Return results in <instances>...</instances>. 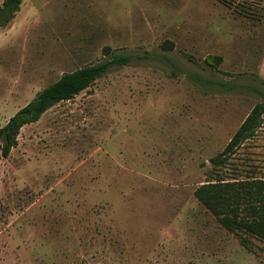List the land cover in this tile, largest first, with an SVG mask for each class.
Returning a JSON list of instances; mask_svg holds the SVG:
<instances>
[{"label":"rangeland","instance_id":"374dc122","mask_svg":"<svg viewBox=\"0 0 264 264\" xmlns=\"http://www.w3.org/2000/svg\"><path fill=\"white\" fill-rule=\"evenodd\" d=\"M105 47L130 62L0 149V264H264L194 194L264 179V123L210 163L264 102V0H23L0 29V128Z\"/></svg>","mask_w":264,"mask_h":264},{"label":"trees","instance_id":"16d2710c","mask_svg":"<svg viewBox=\"0 0 264 264\" xmlns=\"http://www.w3.org/2000/svg\"><path fill=\"white\" fill-rule=\"evenodd\" d=\"M23 0H3L0 5V29L6 27L21 8ZM170 48L173 43H167ZM104 61L86 65L73 72L64 73L56 82L40 91L37 96L20 108L0 128V149L7 158L18 144L21 129L39 118L56 104L72 99L75 95L92 86L109 69L116 65H126L130 56L111 53L105 47ZM205 64L219 69L222 58L209 54ZM264 123V102H258L249 112L240 127L234 133L226 147L210 158L213 167L225 164L239 147L253 138ZM195 197L209 210L219 223L234 234L243 246H248V236L264 241V179H243L229 181L220 176L207 181L196 188Z\"/></svg>","mask_w":264,"mask_h":264},{"label":"crops","instance_id":"0c3cea01","mask_svg":"<svg viewBox=\"0 0 264 264\" xmlns=\"http://www.w3.org/2000/svg\"><path fill=\"white\" fill-rule=\"evenodd\" d=\"M21 9V8H20ZM16 13H18V12H16Z\"/></svg>","mask_w":264,"mask_h":264}]
</instances>
